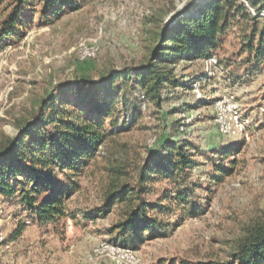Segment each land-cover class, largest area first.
I'll return each mask as SVG.
<instances>
[{"label":"rangeland","instance_id":"1","mask_svg":"<svg viewBox=\"0 0 264 264\" xmlns=\"http://www.w3.org/2000/svg\"><path fill=\"white\" fill-rule=\"evenodd\" d=\"M202 1L90 0L80 10L63 7L52 24L40 18L39 5L31 9L38 13L21 29V36L0 42V144L17 134L38 113L40 102L59 93L74 76L88 74L97 79L112 69L143 64L156 44V34L180 12L197 14L194 4ZM94 39L100 44L99 55L80 61V41ZM240 49L241 39L231 31L215 52L225 67L210 65L206 59L181 61L178 73L188 89L165 91L161 109L145 103L136 119L134 111L127 115L123 111L125 116L116 128L119 133L75 177L80 188L69 206L93 208L102 202L109 182L110 157L142 163L150 149H158L166 137L174 136L186 138L197 148V164L188 177V184L196 186L190 200L206 208L188 215L184 205L174 203L172 212L164 216L173 225L134 249L141 264L224 259L246 226L264 224V62L244 64L243 58L250 54L240 56ZM198 87L201 96L195 91ZM220 101L249 120L245 132L220 133L215 120ZM183 122L185 130H175L174 125ZM107 125L111 127V122ZM232 147L240 151L228 156L220 153ZM218 166L228 171L219 182L214 180L220 175ZM153 188V200L167 193L176 197L175 186L167 181ZM18 200L0 195V264H116L107 256L95 257L93 249L109 239L106 230L120 218L118 209L96 220L83 219L79 213L58 226L31 224L18 240H12L19 222L27 218Z\"/></svg>","mask_w":264,"mask_h":264},{"label":"trees","instance_id":"2","mask_svg":"<svg viewBox=\"0 0 264 264\" xmlns=\"http://www.w3.org/2000/svg\"><path fill=\"white\" fill-rule=\"evenodd\" d=\"M88 1L0 0V42L20 37L21 29L38 13L31 9L38 5L40 18L52 24L63 7L80 10ZM194 6L197 14L180 12L175 21L156 34V44L143 64L112 69L97 79L88 74L74 76L59 93L40 102L38 113L25 121L17 134L3 140L0 195L8 200L18 198L27 212V218L15 228L12 240H18L31 224L58 226L63 219H76L79 213L83 219L96 220L118 209L120 218L107 228V241L135 249L173 225L166 223L164 216L172 212L174 203L184 205L188 215L204 212L206 207L191 202L196 186L188 184L197 164L194 158L198 155L197 148L180 136L166 137L158 149L156 146L150 149L142 163L110 157L109 182L102 202L87 209L69 206L71 197L80 188L75 177L119 133L116 128L121 118L134 111L136 119L145 103L161 109L165 91L188 89L178 73L181 61L215 57L226 35L235 31L241 39L239 55L250 54L243 58L244 64L259 66L264 62V16H260L264 13V0H208ZM223 63L219 61L220 67H225ZM109 122L111 127L107 125ZM174 127L178 130L181 124ZM239 151L232 147L220 153L228 156ZM216 170L220 175H215L214 180L222 181L228 171L222 166ZM161 180L175 186L176 197L167 193L151 199L155 193L153 185ZM195 264H264V224L246 226L226 258Z\"/></svg>","mask_w":264,"mask_h":264},{"label":"built area","instance_id":"3","mask_svg":"<svg viewBox=\"0 0 264 264\" xmlns=\"http://www.w3.org/2000/svg\"><path fill=\"white\" fill-rule=\"evenodd\" d=\"M255 13L254 10H252ZM260 16H264L261 13ZM100 53V44L97 40H81L77 48V57L80 61H88L97 58ZM206 62L210 65H216L220 67L219 61L215 57H210L206 59ZM222 68V67H221ZM205 78H201L204 80ZM200 80V81H201ZM197 84H195V87ZM198 96H201L199 92V87L195 89ZM216 123L220 133L224 136H229L231 134L243 133L245 132L246 126L249 123L248 119H244V116L239 110L233 108H227L223 102L216 103ZM189 122V119H187ZM185 122H183L180 129L185 130ZM1 242L3 240H0ZM93 255L97 258L107 256L116 264H141L134 249L129 247H122L116 244H112L108 241H102L93 249Z\"/></svg>","mask_w":264,"mask_h":264},{"label":"water","instance_id":"4","mask_svg":"<svg viewBox=\"0 0 264 264\" xmlns=\"http://www.w3.org/2000/svg\"><path fill=\"white\" fill-rule=\"evenodd\" d=\"M206 1H208V0H206ZM206 1H202L200 4H203V3H205Z\"/></svg>","mask_w":264,"mask_h":264}]
</instances>
